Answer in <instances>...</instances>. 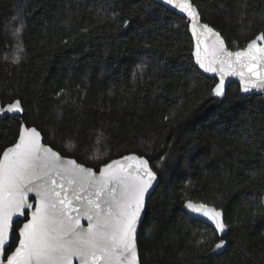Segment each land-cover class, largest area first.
Returning <instances> with one entry per match:
<instances>
[{"label": "trees", "instance_id": "1", "mask_svg": "<svg viewBox=\"0 0 264 264\" xmlns=\"http://www.w3.org/2000/svg\"><path fill=\"white\" fill-rule=\"evenodd\" d=\"M191 2L230 51L264 32V0ZM18 44V63L6 62ZM192 52L187 22L153 0H0V104L24 111L0 120V154L23 124L96 173L143 156L159 185L140 264H264V96L231 85L216 98ZM189 200L223 212L228 235L187 216Z\"/></svg>", "mask_w": 264, "mask_h": 264}, {"label": "snow or ice", "instance_id": "2", "mask_svg": "<svg viewBox=\"0 0 264 264\" xmlns=\"http://www.w3.org/2000/svg\"><path fill=\"white\" fill-rule=\"evenodd\" d=\"M162 2L189 18L196 63L219 75L212 94L225 95L229 76L239 78L245 93L264 91V32L246 47L229 51L221 34L200 22L191 0ZM123 23L127 27L129 21ZM22 111L18 99L0 106V113ZM156 179L149 160L135 154L112 160L97 175L42 143L36 127L21 125L16 142L0 154V264H73L74 258L79 264H139L137 225ZM186 208L225 231L216 207L189 200ZM26 210L30 218L19 227L18 243L8 253L14 217H25ZM223 247V240L215 244V250Z\"/></svg>", "mask_w": 264, "mask_h": 264}, {"label": "water", "instance_id": "3", "mask_svg": "<svg viewBox=\"0 0 264 264\" xmlns=\"http://www.w3.org/2000/svg\"><path fill=\"white\" fill-rule=\"evenodd\" d=\"M157 5L163 7L164 9H166L167 11L173 13L174 15L178 16L179 18L185 20L188 24V31H189V35H190V38L192 40V43H193V52H192V58H193V63H194V66L195 68L199 71V73L204 77V78H207V79H210V80H215L216 81V84L219 83V75L216 74V73H208V72H204L203 69H201L199 67V65L196 63V60H195V55H194V52H195V39L194 37L192 36V33H191V25H190V20L189 18H187L186 14H182L180 13L178 10L176 9H173L171 6L169 5H166L162 2V0H153ZM192 3V2H191ZM198 11V10H197ZM199 13V12H198ZM200 16V14H199ZM200 22H202V19H201V16H200ZM222 38V37H221ZM223 39V38H222ZM225 43V41H224ZM225 47L227 48V45L225 43ZM228 49V48H227ZM229 50V49H228ZM230 51V50H229ZM231 85H236L238 86L239 88V91H240V96L243 97V98H247V97H262L264 96V91L262 90H252L248 93H245L241 90V82L239 80L238 77H235V76H229V77H226L225 79V95L221 96V97H217L215 96L216 98L218 99H224L225 96H226V91L227 89L231 86ZM0 106L2 107H7V105L3 106L2 104H0ZM24 117V111L22 112H19V113H7V112H3V113H0V120H5V119H14V118H23ZM23 125V124H22ZM25 126V125H23ZM21 128V127H20ZM20 132V130H19ZM18 137H19V134H18ZM42 137V136H41ZM18 139V138H17ZM42 143L43 142V138H42ZM63 158V157H62ZM64 160H70V159H66V158H63ZM122 159V158H120ZM119 160V159H118ZM102 168V167H101ZM100 168V169H101ZM97 175H99V172L96 173ZM157 177V176H156ZM159 185V179L157 178L154 182H153V186L152 188L149 189V192L146 194L145 196V207L141 213V219L138 221V225H137V235H136V239H137V247H138V236H139V232H140V227L145 219V214H146V208H147V203L149 201V199L151 198V196L153 195L154 191L156 190V188L158 187ZM29 200L30 202L32 203H35V194L34 193H30L29 194ZM183 210H184V213L189 216L191 219H193L194 221H197V222H200L208 227H210L214 232L215 234L217 235V237L219 239H223L225 238L227 235H228V229L225 225V231L224 232H219L215 229V225L212 224L210 221H208L206 218L204 217H201L197 214H194V213H191L190 210H188L186 208V204L184 205L183 207ZM26 217L27 218H30V211H27L26 210V216L25 217H14V227L16 224L18 223H21L23 225V223L26 222ZM222 221L223 223L225 224V219H224V214L222 212ZM82 225L84 227H87V221L86 220H83L81 221ZM21 225V226H22ZM13 235H14V231L13 233L11 234V242H12V239H13ZM17 238H18V231H17ZM11 242H10V246L8 247V249L11 247ZM18 243V241H17ZM17 245V244H16ZM7 249V251H8ZM138 257H139V250H138ZM0 259H3V257H0ZM73 264H79V261L76 260L75 258L73 259ZM139 264H140V257H139Z\"/></svg>", "mask_w": 264, "mask_h": 264}, {"label": "rangeland", "instance_id": "4", "mask_svg": "<svg viewBox=\"0 0 264 264\" xmlns=\"http://www.w3.org/2000/svg\"><path fill=\"white\" fill-rule=\"evenodd\" d=\"M15 19L18 20L17 17ZM16 20L10 26V33H11L12 37L14 36L15 40L17 41L18 38H20L21 34L19 31L18 22ZM18 43L20 44L19 41H18ZM19 44H18L17 49H15L12 53H9L8 57L5 59L6 62L18 63L19 53H20Z\"/></svg>", "mask_w": 264, "mask_h": 264}, {"label": "flooded vegetation", "instance_id": "5", "mask_svg": "<svg viewBox=\"0 0 264 264\" xmlns=\"http://www.w3.org/2000/svg\"><path fill=\"white\" fill-rule=\"evenodd\" d=\"M21 225H22L21 223H18L15 225V227H14V235L15 236H17V231H18L19 227H21ZM14 235H13V238H14Z\"/></svg>", "mask_w": 264, "mask_h": 264}]
</instances>
